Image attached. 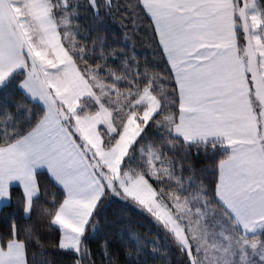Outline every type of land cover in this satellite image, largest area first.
<instances>
[{
	"label": "snow or ice",
	"instance_id": "obj_1",
	"mask_svg": "<svg viewBox=\"0 0 264 264\" xmlns=\"http://www.w3.org/2000/svg\"><path fill=\"white\" fill-rule=\"evenodd\" d=\"M0 264H264V0H0Z\"/></svg>",
	"mask_w": 264,
	"mask_h": 264
}]
</instances>
